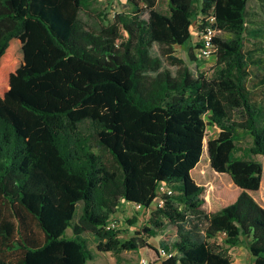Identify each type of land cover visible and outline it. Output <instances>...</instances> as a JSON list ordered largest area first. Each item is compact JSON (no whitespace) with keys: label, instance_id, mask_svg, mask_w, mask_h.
Returning <instances> with one entry per match:
<instances>
[{"label":"trees","instance_id":"1","mask_svg":"<svg viewBox=\"0 0 264 264\" xmlns=\"http://www.w3.org/2000/svg\"><path fill=\"white\" fill-rule=\"evenodd\" d=\"M127 1L94 28L84 0H0V264H87L84 232L113 253L160 236L161 264H231L247 238L250 264H264V205L251 194H264V19L248 0H169L168 13ZM207 25L214 69L194 75L174 46ZM244 135L248 157L236 156ZM205 153L240 189L215 210L193 176ZM158 198L133 236L109 226L122 201Z\"/></svg>","mask_w":264,"mask_h":264},{"label":"rangeland","instance_id":"2","mask_svg":"<svg viewBox=\"0 0 264 264\" xmlns=\"http://www.w3.org/2000/svg\"><path fill=\"white\" fill-rule=\"evenodd\" d=\"M85 5L79 11V17L94 28H99L102 22L113 17L116 11H128L131 9V4L127 0H84ZM156 9L162 13L169 12V0H155ZM247 8L249 11L257 12L259 18L264 19V0H248ZM147 15L144 14V17ZM198 38L196 31L193 33L191 41L186 46H174V54L184 60V63L188 66L189 70L196 75L198 72H206L208 75L212 74L215 64V56L210 55L207 57L200 55L199 47H196ZM251 40H245L246 48H252L249 42ZM197 56L196 60L189 58L188 52L190 49ZM152 54L161 58L164 68H168L175 73L177 66L169 64L165 57L160 54V49L157 44H154L151 49ZM218 133V129L214 126H207V136L215 137ZM252 144V139L248 135L241 136L236 140V148L234 155L248 157V148ZM261 158V157H260ZM263 160V158H261ZM264 162V161H263ZM193 176L197 183L203 186L205 199V206L208 210H215L222 204H228L232 202L239 194L240 189L233 184L227 174L215 172L207 158V154L203 155L202 160L198 166L193 170ZM264 177V174H263ZM264 180V179H263ZM264 183V182H263ZM251 194L255 199L264 205V194L262 191H252ZM160 202V199H156L153 204L148 207L135 206L131 203L122 201L119 205L118 211L113 215L110 224L118 230V236L121 239L129 238L135 234V231L141 228L144 224H147L148 218L155 208L156 204ZM82 202L77 203L76 213L74 220L76 221L82 211ZM133 216L136 218L134 219ZM134 220L129 222L128 220ZM67 235H72V229H67ZM88 242L89 248L93 252V259L89 260L87 264H142V260H146L148 264H161L160 260L164 257L160 253V236L148 238V242L151 247H142L136 250H123L118 253L111 251H99L96 248V240L92 233L84 232L82 235ZM223 238L222 234H219L216 238L218 242H221ZM248 239L242 238L240 243L230 248V254L232 257L231 264H250L251 256L247 249ZM157 249V251L154 250Z\"/></svg>","mask_w":264,"mask_h":264},{"label":"built area","instance_id":"3","mask_svg":"<svg viewBox=\"0 0 264 264\" xmlns=\"http://www.w3.org/2000/svg\"><path fill=\"white\" fill-rule=\"evenodd\" d=\"M216 30L210 26L207 25L203 30L196 31V36L198 37L199 40H201V45L199 47L200 49V55L207 57L210 55H213L215 48L214 45L212 44L211 40L212 37L216 34ZM109 226H115L114 223L110 224ZM160 253L162 255H165V252L163 250H160ZM142 264H148L146 260H142Z\"/></svg>","mask_w":264,"mask_h":264}]
</instances>
